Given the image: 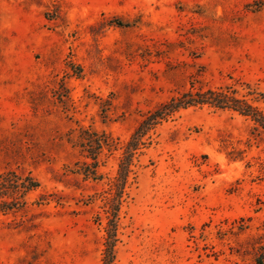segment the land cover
Segmentation results:
<instances>
[{
	"label": "rangeland",
	"instance_id": "374dc122",
	"mask_svg": "<svg viewBox=\"0 0 264 264\" xmlns=\"http://www.w3.org/2000/svg\"><path fill=\"white\" fill-rule=\"evenodd\" d=\"M208 89L264 114V0H0V264H103L154 113L112 264H264V128L163 107Z\"/></svg>",
	"mask_w": 264,
	"mask_h": 264
},
{
	"label": "trees",
	"instance_id": "16d2710c",
	"mask_svg": "<svg viewBox=\"0 0 264 264\" xmlns=\"http://www.w3.org/2000/svg\"><path fill=\"white\" fill-rule=\"evenodd\" d=\"M197 104H210L219 108H231L232 110L238 112L240 115L249 117L255 123L259 124L261 127L264 128V114H262L260 111H258L256 107L244 101L243 99L236 98L233 95L224 93L222 91L211 89H208L204 92L196 93L187 91L182 93L179 97L171 99L170 102L163 105V107L168 109V112H172L179 108H185ZM152 115L156 114L154 113ZM152 115L142 121L141 124L136 128L134 133L131 135L130 139L128 140L125 146L123 157L119 162L118 174L113 183V187L115 188V190H117V193H115L112 197L111 210L108 213L109 217L106 226V237L104 240V251L102 258L103 264H112L114 259V246L117 241V212L122 189L126 182V177L131 171L129 169L130 157L138 148V146L142 143V135L145 133V130H147V128L151 125L149 120L152 118ZM95 159L96 158L93 157V160ZM27 180V183H20L25 184L23 185L25 191L36 188L38 186L36 180H32L31 178H28ZM2 183L8 185L9 181L3 180ZM8 208L9 207H4V201H0V212H3Z\"/></svg>",
	"mask_w": 264,
	"mask_h": 264
}]
</instances>
